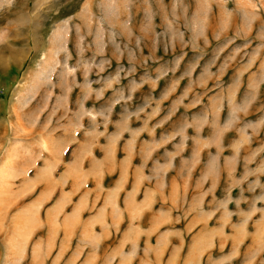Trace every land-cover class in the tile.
Returning <instances> with one entry per match:
<instances>
[{
  "label": "rangeland",
  "instance_id": "obj_1",
  "mask_svg": "<svg viewBox=\"0 0 264 264\" xmlns=\"http://www.w3.org/2000/svg\"><path fill=\"white\" fill-rule=\"evenodd\" d=\"M0 264H264V0H0Z\"/></svg>",
  "mask_w": 264,
  "mask_h": 264
}]
</instances>
